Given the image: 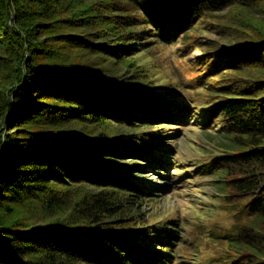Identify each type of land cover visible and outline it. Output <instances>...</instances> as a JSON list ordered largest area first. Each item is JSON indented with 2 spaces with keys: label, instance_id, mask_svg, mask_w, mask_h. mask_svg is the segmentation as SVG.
Returning <instances> with one entry per match:
<instances>
[{
  "label": "trees",
  "instance_id": "obj_1",
  "mask_svg": "<svg viewBox=\"0 0 264 264\" xmlns=\"http://www.w3.org/2000/svg\"><path fill=\"white\" fill-rule=\"evenodd\" d=\"M232 7L262 14L264 0H0V264L173 263L177 227L135 230L127 221L133 207L162 189L117 166L143 160L166 179L171 160L156 148V135L112 144L103 134L83 137L63 126L186 125L196 114L189 104L119 87L90 69L82 53L125 59L143 51L148 37L171 43L197 19ZM94 27L106 42L92 44L75 31ZM254 34L229 48L243 47L221 64L232 71L242 64L255 78L219 88L220 102L197 120L232 147L205 170L221 180L237 217L225 234L232 258L220 264H264V29ZM79 184L100 191L77 197L59 188ZM33 202L40 215L29 222L23 211Z\"/></svg>",
  "mask_w": 264,
  "mask_h": 264
},
{
  "label": "rangeland",
  "instance_id": "obj_2",
  "mask_svg": "<svg viewBox=\"0 0 264 264\" xmlns=\"http://www.w3.org/2000/svg\"><path fill=\"white\" fill-rule=\"evenodd\" d=\"M101 5L98 11L103 12ZM263 17L264 12L259 13L257 8L244 10L232 7L197 19L189 29L176 35L171 43H164L158 37H148L143 51L125 59L101 52L82 53L81 60L103 79L119 87L131 85L137 91L159 95L176 107L189 104L198 114V117L191 115L184 126L134 127L78 121L63 126L68 133L78 136L103 134L114 142L112 144H120L124 138L135 139L144 133L156 135L152 137L156 148L171 160L166 179L152 163L143 160H119L117 166L130 169L135 178L146 186L162 189L158 197H149L138 207L135 204L133 211L128 212L131 216L127 217V221L135 230L154 225H166L172 229L177 227L181 240L176 245L172 264H220L218 260L224 262L232 258L233 252H230L225 234L237 217L231 206L225 204L221 180L217 175L205 173L209 161L222 152L230 153L231 145L218 130L208 132L197 120L206 116L208 109L220 102L219 88L226 83L244 86L255 78L256 75L247 77L244 74L242 64V71H232L230 65L221 62H227L228 56L236 49H243L238 47L228 52L229 48L245 44L246 39L264 29ZM132 28L138 32L145 30L137 25ZM75 31L92 44L106 42L96 37L97 27ZM250 46L247 44L244 48ZM216 68L219 70L214 71ZM59 188L71 190L73 196L77 197L100 191L86 184ZM29 208H24L23 219H29V222L39 219L40 205L33 202Z\"/></svg>",
  "mask_w": 264,
  "mask_h": 264
}]
</instances>
